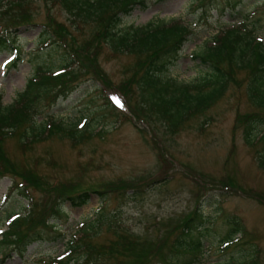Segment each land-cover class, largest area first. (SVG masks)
<instances>
[{
  "label": "rangeland",
  "instance_id": "rangeland-1",
  "mask_svg": "<svg viewBox=\"0 0 264 264\" xmlns=\"http://www.w3.org/2000/svg\"><path fill=\"white\" fill-rule=\"evenodd\" d=\"M243 2L238 12L221 14L214 8L204 12L192 5V0H144L124 17L121 26L177 19L189 22L193 32L179 60L161 73L163 81L189 83L204 72L193 54L221 26H230L247 17V27L253 28L257 38L264 41V0ZM33 7L35 24L19 26L17 31L23 45L22 57L11 66L12 52H0V90L5 104L13 102L25 89L38 64L45 61L49 65L60 60L59 50L51 55L47 51L50 47L39 53L35 50L49 13L59 22L67 25L72 22L60 4L35 0ZM96 52L97 64L108 73L112 85L101 84V92L95 80L85 79L69 97L60 98L37 116L38 122L55 118L68 126L77 123L80 129L92 128V133L76 144L62 135L23 148L18 135L6 140L5 148L12 158L28 161L52 181H71L83 189L119 186L122 182L140 186L136 192L125 190L130 188L110 190L105 202L91 191L89 203L84 206L64 204L65 214L56 223L61 231L70 239L83 222L98 216L102 208L108 218L98 223L101 224L98 235L92 237L96 246L112 241L115 232L108 228L113 226L154 242L165 232L172 235L179 220L201 201L214 222L211 232L204 237L205 246L215 241L203 264H219L230 257L249 258L257 249L256 264H264V168L259 161L264 154V139L252 144L245 141L240 119L257 110L247 97L245 84L241 87L233 84L221 100L170 133L164 121L158 122L140 110L138 101H142V92L138 85L131 86L137 94L128 104L118 92L129 77L126 66L136 63L134 56L114 55L104 43ZM106 97L116 106L113 115H106ZM260 129L264 134V127ZM12 185L10 176L0 179V239L1 233L8 229V215L23 213L27 207V201L18 194L6 197ZM219 207L223 216L216 219ZM228 215L242 218L246 226L243 240L248 243L222 250L216 244L226 230ZM65 247L64 242L49 240L31 244L24 257L19 253L5 257L0 251V264H51L59 259ZM108 264L118 263L110 259Z\"/></svg>",
  "mask_w": 264,
  "mask_h": 264
},
{
  "label": "trees",
  "instance_id": "trees-1",
  "mask_svg": "<svg viewBox=\"0 0 264 264\" xmlns=\"http://www.w3.org/2000/svg\"><path fill=\"white\" fill-rule=\"evenodd\" d=\"M44 1L46 4H60L72 22L69 25L59 22L49 13L35 50L39 53L50 47L47 50L50 55L59 50L60 60L49 65L45 61L38 64L25 89L10 104L4 103L0 90V179L12 178L13 185L7 198L18 194L27 201L23 213L8 215V229L1 233V253L5 257L12 253L24 257L31 244L53 240L64 242L66 247L59 259L51 264H108L110 259H116L118 264H203V258L215 241L205 246L204 237L211 232L214 222L211 215L206 214L201 201L183 220H179L172 235L165 232L154 242L141 240L125 229L113 226L108 228L115 232L112 241L96 246L92 237L98 235L101 225L98 223L108 218L102 208L98 216L83 222L79 231L68 239L56 224L65 214L64 204L84 206L89 203L91 191L105 202L110 190L130 188L125 190L136 192L140 186L122 182L119 186L83 189L71 181H52L28 161L19 162L12 158L6 151V140L18 135L19 145L23 148L62 135L76 144L92 133V128L80 129L77 123L68 126L55 118L38 122L37 116L60 98L69 97L85 79L95 80L101 92V84L112 85L108 73L97 64L96 50L102 49L104 43L114 55L129 54L136 60L135 64L126 66L129 77L118 92L128 104L137 94L131 86L138 85L142 92V101H138L140 110L158 122L164 121L170 133L181 128L192 116L212 107L233 84L238 87L245 84L247 97L257 110L245 114L240 122L244 125L245 141L256 143L260 138L264 139L260 129L264 127V41L257 38L253 28L247 27V17L230 23V26H221L218 33L193 54L204 68L196 81H163L161 73L179 60L190 39L193 29L189 22L177 19L122 27L124 17L144 0ZM34 2L0 0V52H12L11 66L22 57L23 45L17 37L19 26L35 24ZM243 3V0H192V5L204 12L214 8L221 14L238 12ZM105 101L106 115H113L116 106L108 97ZM259 161L264 168V154ZM32 192L41 195L35 197ZM221 214L219 207L215 218ZM225 227L216 244L218 248L227 250L248 243L243 240L246 226L240 216L228 215ZM256 251L249 258L237 260L230 257L219 264H256L259 252ZM179 255H183L180 260L177 259Z\"/></svg>",
  "mask_w": 264,
  "mask_h": 264
},
{
  "label": "snow or ice",
  "instance_id": "snow-or-ice-1",
  "mask_svg": "<svg viewBox=\"0 0 264 264\" xmlns=\"http://www.w3.org/2000/svg\"><path fill=\"white\" fill-rule=\"evenodd\" d=\"M117 103H119V101H117Z\"/></svg>",
  "mask_w": 264,
  "mask_h": 264
}]
</instances>
